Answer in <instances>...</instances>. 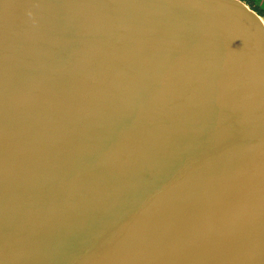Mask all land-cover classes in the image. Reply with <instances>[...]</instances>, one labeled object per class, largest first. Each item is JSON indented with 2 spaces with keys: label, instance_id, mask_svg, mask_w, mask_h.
<instances>
[{
  "label": "water",
  "instance_id": "1",
  "mask_svg": "<svg viewBox=\"0 0 264 264\" xmlns=\"http://www.w3.org/2000/svg\"><path fill=\"white\" fill-rule=\"evenodd\" d=\"M0 264H264L263 16L0 0Z\"/></svg>",
  "mask_w": 264,
  "mask_h": 264
},
{
  "label": "rangeland",
  "instance_id": "2",
  "mask_svg": "<svg viewBox=\"0 0 264 264\" xmlns=\"http://www.w3.org/2000/svg\"><path fill=\"white\" fill-rule=\"evenodd\" d=\"M247 3L251 5V7L255 8L264 19V0H245Z\"/></svg>",
  "mask_w": 264,
  "mask_h": 264
},
{
  "label": "trees",
  "instance_id": "3",
  "mask_svg": "<svg viewBox=\"0 0 264 264\" xmlns=\"http://www.w3.org/2000/svg\"><path fill=\"white\" fill-rule=\"evenodd\" d=\"M249 3V2H248ZM255 9V8H254Z\"/></svg>",
  "mask_w": 264,
  "mask_h": 264
}]
</instances>
